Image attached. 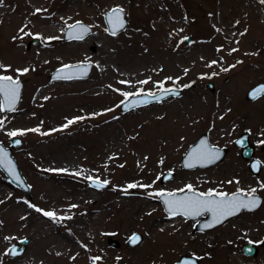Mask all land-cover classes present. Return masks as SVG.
Instances as JSON below:
<instances>
[{
	"label": "rangeland",
	"instance_id": "obj_1",
	"mask_svg": "<svg viewBox=\"0 0 264 264\" xmlns=\"http://www.w3.org/2000/svg\"><path fill=\"white\" fill-rule=\"evenodd\" d=\"M64 2L68 6L60 8ZM77 6L89 8V14ZM117 6L124 10L127 23L112 36L105 31L103 15L105 9ZM36 7L52 17L57 23L52 26L61 30L51 40L40 30H25L32 35H19L21 52L35 53L56 42H77L79 46L66 47L62 60L43 61L44 66H22L20 69H29L23 75L8 66L15 51L8 50L7 58L0 63L7 68H0V75L22 82L16 111L0 113V119L5 120L0 142L9 147L13 138L21 140L12 147V156L30 185L27 196L0 169V264H16V259L21 260L19 264H89L95 257L100 258L94 261L96 264H173L181 254L194 255L198 264H264V245L256 256L241 250L246 241L264 239V188L260 187L264 183V94L254 100L245 97L250 87L264 81V3L47 0ZM76 21L89 24L91 33L83 40H65L66 25ZM155 25L160 29L154 32V39L151 34ZM6 36L0 22V49L4 41L7 43ZM186 36H190L189 42L184 41ZM78 62L91 63L87 77L49 78L56 67ZM243 72L249 76L246 81L240 77ZM142 80L148 83L140 84ZM209 81L212 90L206 85ZM161 82L163 88H181V94L126 113L119 111L125 99L120 93H154L161 90ZM55 101L64 107L78 106L84 112L60 118L53 111L45 117L37 114ZM76 117L84 119L63 128ZM33 128L40 131L7 135ZM55 128L62 130L52 131ZM244 130L249 131L256 146L254 156L262 162L257 176L233 143ZM203 131L211 144L227 147V153L209 168L183 169L182 154ZM43 133H49L51 144H37ZM66 156L76 159L78 165L56 171L65 169L55 164L56 159ZM166 171H173V177L160 182L157 177ZM89 176L108 180L109 186L96 190L89 198ZM133 183L151 187L123 191ZM188 184L200 192L256 188L263 202L257 210L242 211L212 229L193 231L195 220L182 216L169 219L157 197L149 195L179 191ZM50 187L63 196V201L52 198ZM9 200L15 201L20 211L15 220L2 215L3 204ZM36 208L72 218L57 223ZM54 228L62 234L61 260L39 253L45 245L43 235L51 234ZM135 232L142 239L131 246L127 241ZM108 236L119 246L110 245ZM23 237L29 238L23 253L8 254L10 245Z\"/></svg>",
	"mask_w": 264,
	"mask_h": 264
},
{
	"label": "snow or ice",
	"instance_id": "obj_2",
	"mask_svg": "<svg viewBox=\"0 0 264 264\" xmlns=\"http://www.w3.org/2000/svg\"><path fill=\"white\" fill-rule=\"evenodd\" d=\"M261 3H264V0H261ZM3 4V0H0V5ZM37 12L41 11L40 9L36 10ZM124 10L120 7L112 8L108 13H106V23L108 27L105 29L110 35L115 36L117 33L125 27V21L123 19ZM25 27H27L25 25ZM67 27V38L70 40H83L86 35L90 33V28L85 26L82 22L76 21L74 24H68ZM21 32H24V28L20 29ZM25 35H32L31 33H24ZM39 38V37H37ZM48 39H56V37H50ZM184 39H187L186 37ZM232 51H236L233 49ZM212 64H215L216 61H212ZM239 63V61L237 62ZM88 65L79 64V65H64L57 73L53 76L55 80H71L74 78H82L87 75ZM234 67V66H233ZM0 68H4L7 71L5 66L0 65ZM228 69H222V71H227ZM20 75L26 74L29 69H17L16 70ZM215 75V74H214ZM171 79V78H168ZM121 84L127 83L126 81H120ZM140 84H147V80H142ZM165 94L178 95L179 93L170 89H163V82L158 85ZM185 88L190 87V85H184ZM20 81L19 79H14L9 75H0V113L5 112H14L16 111V105L20 99ZM125 100H128L129 97L141 96L142 100H132L130 103L125 105V110L129 108L137 107L140 104H146L149 102L148 97L159 99L156 97L155 93H142L137 91L135 93L122 92L120 93ZM264 94V86L256 88L252 92L253 98L258 95ZM47 99V97H45ZM122 104L124 101L121 102ZM111 111V109H109ZM84 119L83 117H76L74 119L68 120L66 124L63 125V128H67L69 125L76 123L78 120ZM5 125V120L0 119V128H3ZM62 129H53L52 131H59ZM25 131L39 132V128L27 129V130H15L7 133L9 137H17L25 134ZM49 133H43V135H48ZM15 143L19 144L20 141L16 140ZM237 143L243 145L244 141H237ZM220 150L212 147L207 144L206 141L201 140L199 145L193 148L187 155V158L184 161L183 166L185 168H194L197 165L205 166L207 164L214 163L220 158ZM260 162H255L252 167L253 170L258 169ZM0 168H3L7 173L12 177L13 181L16 183H21V178L16 171V166L13 161L8 157L7 151L0 147ZM56 171H66V169H59ZM75 175H80V173H74ZM171 172H169L168 177H171ZM91 186L95 188H104L109 181L104 180L100 181L98 178L94 179L93 177H87ZM160 179V177H157ZM231 183V181H229ZM238 183V181H237ZM151 187V185H137L135 183L128 184L124 192H127L128 189H133L136 187ZM261 188H264V183L260 185ZM180 192L185 193L182 196H178L176 192H164L158 191L155 193H149L150 196H155L162 200L163 204L166 206V211L169 217L182 216L185 218L199 217L202 215L210 214V220L207 223H204L201 231L204 229L213 228L217 225L222 224L229 217L237 215L241 210L251 211L258 207L261 203L260 198L256 195L257 189L250 188L247 191L237 189L234 193L219 192L214 190H209L207 192H197L193 185L188 184L185 188L179 189ZM27 203V202H26ZM29 207H34L32 204H28ZM71 207H76L72 205ZM37 212L42 213L45 217L50 218L54 222H61L62 220L71 219V216H57L53 211H43L40 208L35 209ZM23 219V217H22ZM5 239H8L5 237ZM139 237L133 235L130 239L132 244L139 242ZM248 243H253L248 241ZM250 251V249H249ZM8 254L16 255L18 254L15 249L10 250ZM99 257L93 258L94 261L99 260Z\"/></svg>",
	"mask_w": 264,
	"mask_h": 264
},
{
	"label": "bare ground",
	"instance_id": "obj_3",
	"mask_svg": "<svg viewBox=\"0 0 264 264\" xmlns=\"http://www.w3.org/2000/svg\"><path fill=\"white\" fill-rule=\"evenodd\" d=\"M47 0H3V4L0 5V22L3 23L5 28L7 43L3 42L0 49V63H2L7 58V52L10 50L13 53L14 59L8 66H14L16 69H20L22 66L32 65V66H44V62H52L56 60H62L63 55L62 53L67 48L78 47L79 44L77 42L70 43L67 45H63L59 42L51 44L50 46H43L40 51L33 53V51L21 52V47L18 44V37L20 34L25 33V30H31L33 32L40 30L41 35L43 37L54 36L56 35L61 29L57 26H52V24L56 25L57 23L53 20L52 17L48 16L46 12H37L38 9L36 4L44 3ZM143 3V1H142ZM63 6H68L67 2H64L63 5L59 7L62 8ZM79 7V8H78ZM77 9L89 14L90 10L86 7L77 6ZM149 18L148 16H146ZM152 18L149 20L151 21ZM148 20V21H149ZM29 23V25H28ZM25 25L27 27H25ZM21 28H24V32L20 31ZM160 29L159 25H155L152 32V37L155 39L156 31ZM155 32V33H154ZM138 39V37L136 36ZM97 37L93 39L96 40ZM159 40V38H157ZM151 53L153 51L151 50ZM12 54V53H11ZM44 61V62H43ZM244 71L247 69L244 68ZM242 80H247L248 75L243 72L240 74ZM56 85L52 86L51 88H55ZM69 99V98H68ZM60 101H63L62 99ZM60 101H55V103L51 104L50 108L45 107L44 111H37V114L41 117H45L47 114H51V111L57 113V117L60 118V115L63 117H67L74 114H79L84 112V109L79 108L78 106H68L64 107V105ZM50 109V110H49ZM27 110V109H26ZM41 121V119L39 120ZM56 129V128H55ZM53 142L50 136L44 135L43 138H39L37 140V144L39 145H49ZM107 142L106 144H108ZM58 167L69 169L70 167H74L78 165V161L76 159L66 157H58L55 163ZM48 192L52 195V198L58 199V201H63V196L59 193L55 192L52 187L49 188ZM95 190L93 188H89L88 197L93 198L95 194ZM2 215L7 219H13L20 217V211L16 206V202L13 200H9L7 203L3 204V211ZM31 218H29L27 224H29ZM85 227V224L83 225ZM62 234L58 231L57 228H54L51 234H44V243L45 245L39 250L40 254L45 255L47 258H57L61 260L64 254V246L62 243ZM20 259H16V264H19Z\"/></svg>",
	"mask_w": 264,
	"mask_h": 264
},
{
	"label": "water",
	"instance_id": "obj_4",
	"mask_svg": "<svg viewBox=\"0 0 264 264\" xmlns=\"http://www.w3.org/2000/svg\"><path fill=\"white\" fill-rule=\"evenodd\" d=\"M113 8H114V7H113ZM110 10H111V9H106V10L104 11V20H105V23H106V13H108ZM123 19H124V21H125V26H126L127 20H126V18H125V15L123 16ZM80 22H81V21H80ZM82 23H83L85 26H88V27L90 28V32H91V27H90L88 24L84 23V22H82ZM73 24H74V23H73ZM106 26L108 27L107 23H106ZM123 29H124V28H123ZM121 30H122V29H121ZM66 33H67V27H66V29H65V31H64V38H65L66 40H70V39L67 38ZM186 38H187V39H185V41H186V42H189V41H190V37H189V36H186ZM79 64H86V65L89 66V67H88V71H87V75H88V74L90 73V70H91V66H92L91 63H90V62H78V63L72 64V65L75 66V65H79ZM62 67H63V66H60V67L55 68V69L49 74V77H50L51 79H53V76H54V75L57 73V71H58L59 69H61ZM87 75L83 76L82 78H85ZM74 79H75V78H74ZM19 81H20V80H19ZM20 85H21V89H22V82H21V81H20ZM207 86L209 87V89H213V83H212V82H208V83H207ZM260 86H264V81L259 82V83L255 84V85H253L251 88H249L248 91L246 92V98H248V99H256L257 97H259L260 95H258L257 97L253 98V96H252V92H253L256 88H258V87H260ZM21 89H20V95H21ZM163 89L174 90V91H177L179 94H178V95L165 94V93L162 91V89H161V90L155 92L156 97H159V99L152 98V97H148V100H149L148 103H146V104H143V103H142V104H140V105L137 106V107H133V108H129L128 110H125V105L128 104V103H130L132 100H142V99H143V97H141V96H133V97H129L128 100H125V99L123 100V101H124L123 104H122V103L120 104V111H121L122 113H126V112H128V111H130V110H132V109L139 108V107H143V106H147V105H149V104H151V103H159V102H161V101H163V100H165L166 98H169V97H172V98L178 97V96L181 94V89H180V88H177V87H168V88H163ZM145 94H146V93H145ZM19 100H20V99H19ZM19 100H18V102H19ZM18 102H17V104H18ZM16 106H17V105H16ZM114 116H115V115H114ZM16 140H19L20 143H21V140H20L19 138H14V139H12V141H11V146L14 147V146H17V145L20 144V143H19V144L15 143ZM201 140H204V141L207 142L208 145H210V146H212V147H215V148L219 149L221 154H220V158H219L218 160H216L214 163L207 164V165H205V166L197 165L196 167L207 168V167H210V166H212V165H214V164L220 162V161L223 159L224 155H225L226 152H227V148H226V147H219V146H217V145H213V144H211V143L209 142L208 134H207L206 132H202V133L197 137V139H196L194 142H192V143L188 146V148L186 149V151L182 154V157H181V165H182V168H183V169H192V168H185V167L183 166V164H184L185 159L187 158L188 153H189L193 148H195L197 145H199V143H200ZM241 140L244 141V144H243V145L237 143V141H241ZM233 142H234V144H235L237 147L240 148V154H241L242 158L245 159V160H248V167H249L250 170L253 172V174H254V175H258V173L260 172V169H261V165H262V164H261V162H260V160H259L258 158L253 157V153H254V148H255V146H254V144L251 143L250 140H249V134H248V131H243V132L239 133V135H238L237 137L234 138ZM0 147H3V148L7 151V153H8V157H9V158L13 161V163L15 164V166H16V171H17L18 175H19L20 178H21V183L18 184V183H16L15 181H13L12 177L7 173V171L4 170L3 168H1V169L4 171V173L8 176V178L10 179V181H11L13 184L17 185V186L20 187L22 190H24L25 193H26L27 195H30V188H29V185H28V183L26 182L24 176L21 174L20 169H19V167H18V165H17L15 159H14V158L12 157V155H11V148H10V147H5L1 142H0ZM262 148H264V143H263V145H262ZM257 161L260 162V166H259L258 169L253 170L252 165H253L255 162H257ZM169 172H171V174H172L170 178L173 177L174 173H173L172 171H167V172L163 173L162 176L160 177V182H164V181L170 179V178L168 177ZM196 191H197V190H196ZM197 192H199V191H197ZM234 192H236V191H234ZM234 192H232V193H234ZM133 193L135 194V193H137V191L133 190ZM176 193H177L178 196H182V195L185 194V193L180 192V191H176ZM230 194H231V193H230ZM256 195L260 198V201H261V203H262V197H261L260 195H258V194H256ZM157 199L160 201V203H161L162 206H163L164 211L167 213V211H166V206L163 204L162 200H160L159 198H157ZM261 203H260V205H261ZM260 205H259V206H260ZM259 206H258V207H259ZM258 207H256L255 209H257ZM255 209H253V210H255ZM253 210H251V211H253ZM241 211H242V210H241ZM246 211H248V210H246ZM239 213H240V212H239ZM239 213H238V214H239ZM167 214H168V213H167ZM238 214H237V215H238ZM235 216H236V215H235ZM232 217H233V216H232ZM210 218H211V217H210V214H206V215H202V216H199V217H193V218H188V219H196L197 221H196L195 225L193 226V231H196V230L201 231V228H202L203 224H204V223H207V222L210 220ZM229 218H230V217H229ZM226 220H227V219H226ZM209 229H211V228H209ZM204 230H208V229H204ZM133 235H136V236H138V237L140 238V239H139V242H140L141 239H142V235H141L140 233H138V232L133 233V234L129 237L128 241H127V243H128L129 245H131V246L136 245V244L139 243V242H138V243H136V244H132V243L130 242V239L133 237ZM28 241H29V238H28V237H25V238L20 239V241H19L18 243H14V244H12V245L10 246V248H9V252H10V250L15 249V250L17 251V253H18V254H16V255L21 254V253L25 250V247H26V244H27ZM20 243H21L22 245H21V247L18 248V244H20ZM108 243L111 244V245H113V246H115V247H116V246H119V242H118L117 240H115V239H112L111 237H108ZM263 244H264V240L261 241V242H258L257 245H254V244H252V243L250 244V243H248V242H245V243H243L241 249H242V251H243L244 253H246V254H248V255H256V254L258 253V246L263 245ZM249 249H250V251H249ZM10 255H11V254H10ZM16 255H12V256H16ZM90 264H96V262L91 261ZM173 264H198V259H197L194 255L182 254V255H180V257H179V258H178Z\"/></svg>",
	"mask_w": 264,
	"mask_h": 264
},
{
	"label": "flooded vegetation",
	"instance_id": "obj_5",
	"mask_svg": "<svg viewBox=\"0 0 264 264\" xmlns=\"http://www.w3.org/2000/svg\"><path fill=\"white\" fill-rule=\"evenodd\" d=\"M109 186V184H107V186L106 187H108Z\"/></svg>",
	"mask_w": 264,
	"mask_h": 264
}]
</instances>
